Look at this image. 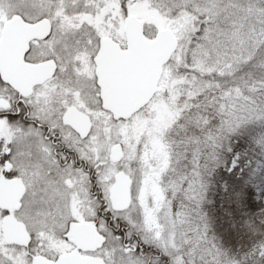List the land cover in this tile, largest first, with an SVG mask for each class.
I'll return each instance as SVG.
<instances>
[{
  "label": "snow or ice",
  "instance_id": "snow-or-ice-1",
  "mask_svg": "<svg viewBox=\"0 0 264 264\" xmlns=\"http://www.w3.org/2000/svg\"><path fill=\"white\" fill-rule=\"evenodd\" d=\"M0 264H264V0H0Z\"/></svg>",
  "mask_w": 264,
  "mask_h": 264
}]
</instances>
